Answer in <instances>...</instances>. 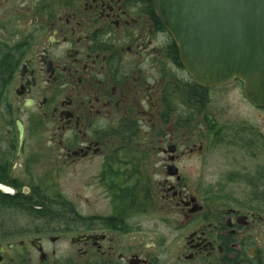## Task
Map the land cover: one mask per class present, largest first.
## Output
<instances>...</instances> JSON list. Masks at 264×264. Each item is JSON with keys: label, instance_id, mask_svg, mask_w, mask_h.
<instances>
[{"label": "flooded vegetation", "instance_id": "af4514ba", "mask_svg": "<svg viewBox=\"0 0 264 264\" xmlns=\"http://www.w3.org/2000/svg\"><path fill=\"white\" fill-rule=\"evenodd\" d=\"M261 109L152 0H0V264H264V212L207 190L264 187Z\"/></svg>", "mask_w": 264, "mask_h": 264}, {"label": "water", "instance_id": "95a60500", "mask_svg": "<svg viewBox=\"0 0 264 264\" xmlns=\"http://www.w3.org/2000/svg\"><path fill=\"white\" fill-rule=\"evenodd\" d=\"M183 68L203 87L239 80L264 108V0H152ZM0 184V193L13 194Z\"/></svg>", "mask_w": 264, "mask_h": 264}, {"label": "rangeland", "instance_id": "374dc122", "mask_svg": "<svg viewBox=\"0 0 264 264\" xmlns=\"http://www.w3.org/2000/svg\"><path fill=\"white\" fill-rule=\"evenodd\" d=\"M245 116H249L250 120H258L260 123L261 130V148L258 162L255 163V167L262 172L260 176L264 178V109H261L259 113H247L244 112ZM207 190H216V192L226 195H231L234 197H242L244 200L253 203L259 208L261 212H264V187H220L218 189H207ZM109 205L106 203H91L84 204V211H106Z\"/></svg>", "mask_w": 264, "mask_h": 264}, {"label": "trees", "instance_id": "16d2710c", "mask_svg": "<svg viewBox=\"0 0 264 264\" xmlns=\"http://www.w3.org/2000/svg\"><path fill=\"white\" fill-rule=\"evenodd\" d=\"M1 195V194H0ZM124 206H126V207H128L129 206V204H123ZM127 210V209H126ZM129 210V209H128Z\"/></svg>", "mask_w": 264, "mask_h": 264}]
</instances>
